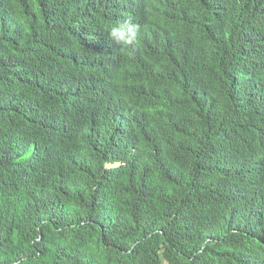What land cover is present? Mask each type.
Here are the masks:
<instances>
[{
  "label": "trees",
  "instance_id": "obj_1",
  "mask_svg": "<svg viewBox=\"0 0 264 264\" xmlns=\"http://www.w3.org/2000/svg\"><path fill=\"white\" fill-rule=\"evenodd\" d=\"M112 1L0 0V264H264V0Z\"/></svg>",
  "mask_w": 264,
  "mask_h": 264
},
{
  "label": "clouds",
  "instance_id": "obj_2",
  "mask_svg": "<svg viewBox=\"0 0 264 264\" xmlns=\"http://www.w3.org/2000/svg\"><path fill=\"white\" fill-rule=\"evenodd\" d=\"M112 4L115 5V16L118 21L110 24L107 31L104 30L107 39L113 44V47L109 49L118 51L120 48L134 49L141 33L138 20L144 18L143 8L147 5L149 10L154 11L158 2L156 0H125V9L121 11L120 0H113ZM167 23L169 27L162 45L163 52L158 51L157 54H153L152 61L154 67L160 66L161 62L171 63L173 70L172 54L179 48L178 41L184 39L187 21L182 18L175 19L170 13Z\"/></svg>",
  "mask_w": 264,
  "mask_h": 264
}]
</instances>
